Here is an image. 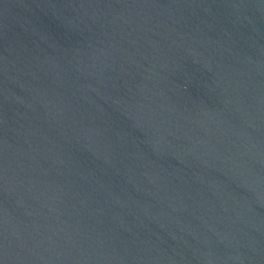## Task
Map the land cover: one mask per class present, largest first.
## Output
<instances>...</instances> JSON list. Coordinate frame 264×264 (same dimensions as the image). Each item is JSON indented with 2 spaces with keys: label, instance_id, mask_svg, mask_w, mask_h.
<instances>
[{
  "label": "water",
  "instance_id": "obj_1",
  "mask_svg": "<svg viewBox=\"0 0 264 264\" xmlns=\"http://www.w3.org/2000/svg\"><path fill=\"white\" fill-rule=\"evenodd\" d=\"M0 264H264V0H0Z\"/></svg>",
  "mask_w": 264,
  "mask_h": 264
}]
</instances>
